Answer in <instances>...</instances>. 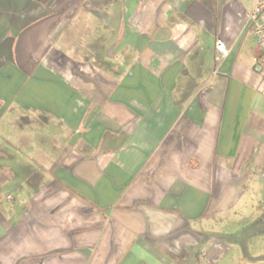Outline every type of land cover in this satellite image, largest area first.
Here are the masks:
<instances>
[{"label":"crops","instance_id":"0c3cea01","mask_svg":"<svg viewBox=\"0 0 264 264\" xmlns=\"http://www.w3.org/2000/svg\"><path fill=\"white\" fill-rule=\"evenodd\" d=\"M254 5L0 0V264L190 259L264 178Z\"/></svg>","mask_w":264,"mask_h":264},{"label":"rangeland","instance_id":"374dc122","mask_svg":"<svg viewBox=\"0 0 264 264\" xmlns=\"http://www.w3.org/2000/svg\"><path fill=\"white\" fill-rule=\"evenodd\" d=\"M246 11L256 0H239ZM262 173V172H261ZM253 176L240 205L206 222L184 264H264V178ZM251 261V262H250Z\"/></svg>","mask_w":264,"mask_h":264},{"label":"built area","instance_id":"2783aa9c","mask_svg":"<svg viewBox=\"0 0 264 264\" xmlns=\"http://www.w3.org/2000/svg\"><path fill=\"white\" fill-rule=\"evenodd\" d=\"M258 56L253 58V70L264 80V0H256V3L248 16ZM217 56L216 63L228 56V49L223 42L218 41L215 46ZM264 94V89H263Z\"/></svg>","mask_w":264,"mask_h":264}]
</instances>
